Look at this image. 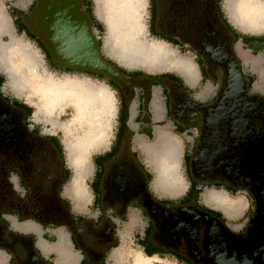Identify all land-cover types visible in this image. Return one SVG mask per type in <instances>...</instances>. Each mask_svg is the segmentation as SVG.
<instances>
[{
	"label": "flooded vegetation",
	"instance_id": "1",
	"mask_svg": "<svg viewBox=\"0 0 264 264\" xmlns=\"http://www.w3.org/2000/svg\"><path fill=\"white\" fill-rule=\"evenodd\" d=\"M220 1L148 0V33L175 47L179 53H194L199 80H209L213 86L210 94L200 100L175 74L162 73L150 78L157 79L168 94L166 113L180 127L193 132L190 145L181 154L186 188L179 197L154 193L149 184L150 174L136 151L127 145L129 132L118 121L109 147L94 158L96 169L90 182L93 204L100 214L103 211L107 214L101 216L97 225L78 231L76 222L68 216L67 203L60 198L66 171L59 155V140L29 129L25 122L26 110L13 106L12 99L0 91V202L3 207L23 211L18 200L17 203L9 200V196L18 199L13 176L24 195L27 194L28 206L24 212L41 222L59 221L71 228L85 260L81 264L88 261L97 264L105 259L116 243L112 218H124L129 209L145 220L143 238L137 239L145 254L173 258L181 264H264V94L252 91L251 78L242 73L233 46L237 31L227 20ZM63 2L69 5L71 1ZM50 4L54 8L60 3L50 0ZM38 5L39 0H32L20 18L26 33L46 50L48 62L59 70L69 68L90 77L98 74L123 98L131 94L133 84L143 85L142 74H132L104 55L121 73V80L93 70L57 64L44 31L32 19ZM71 6L75 14H89L90 32L96 46H102L101 28L88 0L75 1ZM232 55L242 77L233 79V89L229 92L232 98L216 110L214 106L223 92H228L226 87L231 83L228 70L235 71ZM208 190L227 195L242 193L246 200L240 216L243 222L237 225L235 218H228L202 202L200 195ZM43 191L51 192V196L43 199ZM54 207L64 210L50 212ZM0 245L9 248L6 241H0ZM36 259L38 262L31 264H46L39 256Z\"/></svg>",
	"mask_w": 264,
	"mask_h": 264
},
{
	"label": "rangeland",
	"instance_id": "2",
	"mask_svg": "<svg viewBox=\"0 0 264 264\" xmlns=\"http://www.w3.org/2000/svg\"><path fill=\"white\" fill-rule=\"evenodd\" d=\"M106 1L107 0H88L90 8L92 9V14L101 28V32L99 33V35L102 46L99 47L101 48L102 54L111 61H114L119 65V67L126 71H141L143 73L152 74L171 73L182 78L178 70H176L172 66L147 68L144 65L140 64L124 63L122 62V60L112 54L113 52L110 46H114L117 40H115L114 37L109 40V25L107 23L108 14L105 9ZM139 1L142 4L138 8L142 26L141 31L138 32L137 35H134V41L132 42V44H138L139 46H141L153 40L163 43L164 46H166L174 54V58L180 59L181 57V59H183V62H185L189 66V68L192 69L194 74L192 81L193 85L189 86H191L192 92H195L194 95H200L201 91L209 85V82L199 80L197 66L193 61L194 53L189 51L179 53L175 47L170 46L166 42L151 36L148 33L147 29L150 10L149 2L148 0ZM238 1L239 0L220 1L221 8L224 11V14L228 16L227 19L229 18L228 20L230 24L239 32H264V14L260 15L259 24L255 23L253 24L254 26H252L251 23H247L245 27H241V25L236 21ZM259 1H262V3L264 4V0ZM31 3V0H0V8L7 18L8 24L7 29L0 33V43L8 46L7 52H5L4 54L0 53V76L3 78L0 91L4 96H7L8 98L13 100L20 101L31 108V113L25 121L29 129L33 128L35 132H37L40 136H54L59 140L60 146L62 148L63 161L65 162L67 168H69V173L63 185V188H67L69 189V191H71L70 189L72 188V181L74 177L73 170L75 168H71V166L67 165L66 152L63 143L64 140L73 141L80 136L82 137L83 133L85 132V130H88L90 125L87 122V118L85 117L86 120L83 119L81 123H76L71 127V130L69 129L72 116L75 115L74 104L72 101L56 102L53 106L46 109L47 97H45V95L41 93V91L43 90H33L35 81H33L31 77L32 74L30 73V70L33 71V74L39 76V80L36 79L39 83L37 85L38 87H44V85L50 83V79L52 78L57 80L73 78L88 81L96 85L106 86V88L110 91V93L113 95L114 106L110 110V112L106 114L107 119L106 121H104V133L102 138L99 139V141H97L90 149V151L88 150L87 152L88 154L85 157L84 162L86 171L83 170V172L80 173L77 184L78 187L82 189L81 194H79L78 196L77 202H88L87 198L89 196L87 195V189L89 191V182L91 180V175L93 172L92 159L97 154L103 152L108 148L112 138L115 135V127L117 121L116 113L118 110L120 99L119 94L116 92L115 88L109 86L103 78L90 77L81 72H66L63 70L55 69L54 67H51L49 65L44 52L37 45L36 41L27 37L23 30L18 29L16 20L12 15L15 4H18L17 6L19 7L22 4H25L24 6L29 7ZM11 38H13V41L11 40ZM119 39L118 41L121 42L124 38L120 36ZM254 87L256 88L255 92H261L264 94V74L258 76V78L254 82ZM50 94V92H47V95ZM78 95L80 96L81 93ZM169 125V122L159 123V125H157L156 127L157 134L149 143L155 144L157 141L156 144L158 150L161 147V145L158 143V135L160 133L166 134L171 139L169 144L173 148H170V150L171 154L176 160L174 172L175 180L173 185L170 182L166 183V185L163 187H154V179H156L155 177L158 175V172L156 173L154 169L152 159L148 154L147 156H143L142 153L139 152V149L137 147V137L134 138V144L136 153L147 160L146 164L150 169L151 175L150 186L155 194L158 196L175 198L179 197L186 187V180L180 164V159L183 148H187V146L184 147L185 140L182 137L176 136L172 131H169ZM11 178L12 180H14L13 176ZM200 200L205 204L217 208L228 218H235V222L237 225L243 222V217L240 216L245 210L246 200L242 193L227 195L220 191L208 190L202 192V194L200 195ZM124 225L126 226L127 224L124 223ZM125 229H127V226ZM120 231H122V228L120 229ZM124 234L125 241L122 243V246L115 250L117 255L120 256L121 262H123V264H141L142 262L145 263V259H150L154 264H181L173 258H161L156 256H153L152 258L143 257L140 247L137 246V242L134 241V238L131 236V234H129L127 231Z\"/></svg>",
	"mask_w": 264,
	"mask_h": 264
},
{
	"label": "crops",
	"instance_id": "3",
	"mask_svg": "<svg viewBox=\"0 0 264 264\" xmlns=\"http://www.w3.org/2000/svg\"><path fill=\"white\" fill-rule=\"evenodd\" d=\"M17 5L18 4H15V8L13 9L12 13L13 18L15 19L19 18L21 14L26 13L28 9V7L24 6L25 4H22L20 7ZM227 17L228 16H226V18ZM233 46L235 54L240 62L242 73L253 79L251 83V90L255 91V80L259 75L264 74V32L244 33L237 31ZM156 76L157 73H143L142 79L145 81L142 86L133 84L130 87L131 94L126 98H123L119 95V106L116 113V124L119 121L121 126L127 132H129L128 134L130 136V144L127 145L133 151H136L134 138L137 137V147L143 156H147L144 146L150 144L149 142L157 134L156 127L161 122L170 123L168 127L169 131H172L173 134L182 137L185 140L184 147H188L190 145V140L193 135L192 130H188L186 127H180L166 113L168 94L166 90L163 89L159 83H157V79H150L151 77L155 78ZM208 81L209 80H207V82ZM186 85L189 86L188 84ZM212 88L213 86L211 83H209V85L201 91L200 95H194L195 92L193 95L197 99L202 100L206 98L208 94H210ZM94 158L92 159L93 172L90 182L94 177V172L96 169ZM138 158L140 163L150 174V169L146 164L147 160L142 158L140 155H138ZM66 171L69 173V168H67ZM66 176L67 174L65 175L64 183L66 181ZM12 181L16 185L15 193L18 199H16V197L9 196V200L16 201V203L19 201L18 203H21L20 205L23 211L20 210L18 212L15 210L5 209V207L2 205V202H0V241L1 243H3V241L9 243V248L0 245V264H31V262L37 263L38 261L36 257L31 254V248L29 247L31 242L37 256H39L40 260L46 264H81V262H84L85 260L83 259V255L75 244L73 231L71 228H69L67 224H63L62 222L60 223L59 221L56 223L41 222L32 215L24 212V209L28 206L25 200L27 194L24 195V192L21 190L22 188L18 183H16L17 181L15 179ZM90 182L89 191L87 189V195L89 196L87 198L88 202L78 203L77 195L72 191H67V188L64 189V183L60 190V198L65 200L67 203L69 210L68 216L72 217L76 222L78 231H83L85 226L92 227L97 225L101 219V216L107 214V211H103V214H100L97 205L93 204V194L90 189ZM154 187L157 188L155 183ZM42 196L43 199H46V197L49 198L51 196V192L43 191ZM62 210H64L62 207H54L49 209V211L52 213L63 212ZM67 217L66 219L68 220L69 217ZM112 220L116 227L115 246L110 249L105 259L101 260L97 264H123V262H121L120 256L117 255L115 250L122 246V243L125 241L124 233L126 231L131 234V236L134 238V241L137 242V246L140 247L143 257L152 258L153 256H156L145 254L142 251V245L140 244V241L137 240L143 238V230L145 225L144 218H142L138 212L133 209H129L124 218L115 217L112 218ZM124 223L127 224V229H125L126 226ZM121 228L122 231H120ZM87 264H90V261H88Z\"/></svg>",
	"mask_w": 264,
	"mask_h": 264
},
{
	"label": "bare ground",
	"instance_id": "4",
	"mask_svg": "<svg viewBox=\"0 0 264 264\" xmlns=\"http://www.w3.org/2000/svg\"><path fill=\"white\" fill-rule=\"evenodd\" d=\"M141 5L139 0L106 1L105 9L108 14L109 40L113 37L117 40L114 46H110L113 52L112 54L124 63L140 64L147 68L172 66L178 70L185 83L193 85L192 81L194 74L192 69L183 62L181 57V60L174 58V54L164 46L163 43L153 40L141 46L132 44L134 35H137L138 32L141 31L142 24L140 22V13L138 12V8ZM237 8L236 21L242 28L245 27L247 23H251L252 26H254L253 24L255 23L259 24L260 15L264 14V4L259 0H239L237 2ZM7 27V18L0 8V33L5 31ZM120 36L124 38L121 42L118 41ZM11 40L13 41V38H11ZM7 50L8 46L0 43V53L4 54ZM32 72L33 71L30 70L32 74L31 77L33 81H35L33 90H43L41 93L47 97L46 109L53 106L56 102L72 101L75 115L72 116L69 129L71 130L74 124L81 123V121L83 119L86 120V118L90 125L88 130H85L82 137L80 136L73 141L64 140L63 143L67 165L71 166V168H75L73 170L74 177L70 190L78 197L82 190L77 185L78 179L80 173L83 172V170L86 171L84 167L85 157L88 154V150L90 151L94 144L103 136L104 121L107 119L106 114L109 113L114 106L113 95L106 86L96 85L88 81L73 78L58 80L52 78L50 79V83L44 85V87H38L37 85L39 83L37 80H39V76ZM47 92L51 94L47 95ZM80 93L81 95L79 96L78 94ZM158 137V143L161 145L160 149L157 150V141L155 144H147L144 146L146 153L152 159L156 173L158 172V175L155 177L156 179H154L157 188L163 187L166 183L170 182L172 185L174 184L176 166V160L170 150V148H173L169 144L171 139L164 133H160ZM67 191H69V189H67ZM141 264L154 263L150 259H145V263L142 262Z\"/></svg>",
	"mask_w": 264,
	"mask_h": 264
},
{
	"label": "water",
	"instance_id": "5",
	"mask_svg": "<svg viewBox=\"0 0 264 264\" xmlns=\"http://www.w3.org/2000/svg\"><path fill=\"white\" fill-rule=\"evenodd\" d=\"M66 5L63 0H54L59 2V6L50 8V0H39V5L33 11L32 19L40 29L44 31L48 42L52 58L59 65H66L75 69H87L112 76L121 80V73L115 69L112 63L103 58L101 48L96 46L94 37L90 32L91 19L88 13L75 14L72 11L71 4L78 0H70ZM235 71L231 73L228 70L230 84L221 95L219 101L214 106L218 110L227 99L232 98L231 92L233 79H241L242 75L238 68V63L234 55ZM232 68V66H230ZM230 92V93H229ZM245 107L246 105H242ZM31 254L38 257L33 249L32 242L29 244Z\"/></svg>",
	"mask_w": 264,
	"mask_h": 264
},
{
	"label": "trees",
	"instance_id": "6",
	"mask_svg": "<svg viewBox=\"0 0 264 264\" xmlns=\"http://www.w3.org/2000/svg\"><path fill=\"white\" fill-rule=\"evenodd\" d=\"M92 10V9H91ZM23 18H17V19H15L16 20V23H17V26H18V29H21V30H23L24 31V33L27 35V37H29V38H31V39H33L34 40V38H33V36L32 35H29L28 33H26V28H25V25H24V23H23V20H22ZM237 33V32H236ZM37 43V42H36ZM40 48H41V50L44 52V55H45V57H46V59H47V61H48V58H49V56H48V54H47V52H46V50H44V48L38 43L37 44ZM49 63V65L51 66V67H54L55 69H60V68H57V67H55L53 64H51L50 62H48ZM63 71H66V72H71V70L69 69V68H64V70ZM81 73H84V72H81ZM130 73H132V74H138V75H140V74H143V72H141V71H132V72H130ZM85 74V73H84ZM171 75H174V74H171ZM178 79H181L179 76H177V75H175ZM94 77H97V78H101V76L100 75H98L97 74V76H94ZM252 81H253V79H251V81H250V83H252ZM2 82H3V78L0 76V87H1V84H2ZM12 104H13V106H15V107H19V108H23L24 110H26V112H27V116H26V118H28V116L30 115V113H31V108L29 107V106H27L26 104H24V103H22V102H20V101H17V100H13L12 99ZM125 110V109H124ZM124 113H125V111H124ZM35 131V130H34ZM46 137H48L49 139H56V137H54V136H46ZM60 146V145H59ZM59 155H60V159H61V162H62V165H63V167L65 168V171L67 170V168H66V166H65V164H64V161H63V154H62V148H61V146H60V148H59ZM66 174H67V176H68V171H66L65 172ZM67 176H66V178H67Z\"/></svg>",
	"mask_w": 264,
	"mask_h": 264
}]
</instances>
